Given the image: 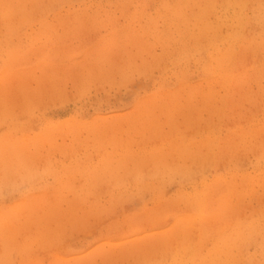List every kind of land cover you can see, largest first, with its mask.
Returning a JSON list of instances; mask_svg holds the SVG:
<instances>
[{
	"label": "rangeland",
	"instance_id": "obj_1",
	"mask_svg": "<svg viewBox=\"0 0 264 264\" xmlns=\"http://www.w3.org/2000/svg\"><path fill=\"white\" fill-rule=\"evenodd\" d=\"M261 16L0 0V264H264Z\"/></svg>",
	"mask_w": 264,
	"mask_h": 264
},
{
	"label": "bare ground",
	"instance_id": "obj_2",
	"mask_svg": "<svg viewBox=\"0 0 264 264\" xmlns=\"http://www.w3.org/2000/svg\"><path fill=\"white\" fill-rule=\"evenodd\" d=\"M258 16H260V15H258ZM261 17L264 18V16H261ZM262 21H264V20H262ZM260 25H262V23H261ZM238 231H240V230H239V229H238V230H235L234 233H235V234H236V233L238 234ZM231 236H232V235H231ZM217 241H218V240H217ZM218 245H219V244H217V246H218ZM220 245H222V244H220ZM220 245H219V246H220ZM217 246H216V247H217ZM222 246H223V245H222ZM216 247H215V249H214V251H213V254H212L214 257H212L213 259H211V260H215V259H216V262H217V261L219 260V259L217 260V257L219 256V255H218V254H219L218 252H219V250L222 249V248L220 247V248L218 249V248H216ZM223 248H224V247H223ZM219 257H220V256H219ZM219 257H218V258H219ZM227 259H228V258H227ZM219 261H220V260H219ZM212 262L214 263V261H212ZM219 264H220V263H219Z\"/></svg>",
	"mask_w": 264,
	"mask_h": 264
}]
</instances>
